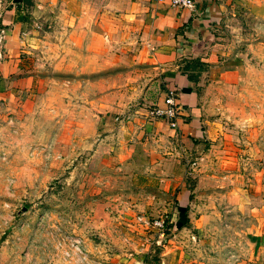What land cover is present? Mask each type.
<instances>
[{
	"label": "rangeland",
	"instance_id": "1",
	"mask_svg": "<svg viewBox=\"0 0 264 264\" xmlns=\"http://www.w3.org/2000/svg\"><path fill=\"white\" fill-rule=\"evenodd\" d=\"M32 1L15 55L33 86L0 85L11 93L0 98V264H264V0H210L215 42L242 78L207 91L209 138L185 159L176 213L133 185L131 166L91 160L92 115L150 118L144 93L163 73L93 35L125 0ZM138 214L165 217L164 232Z\"/></svg>",
	"mask_w": 264,
	"mask_h": 264
},
{
	"label": "crops",
	"instance_id": "2",
	"mask_svg": "<svg viewBox=\"0 0 264 264\" xmlns=\"http://www.w3.org/2000/svg\"><path fill=\"white\" fill-rule=\"evenodd\" d=\"M29 2L0 0V85L9 89L17 84L29 88L34 83L32 76L16 77L19 64L15 54L30 32L27 28L33 19V1ZM193 2L188 9L170 7L166 0H125L114 17L104 14L103 21L100 18L97 26L104 31L93 33L104 35L109 42H119L145 57L154 69L162 70L145 91L144 99L151 102L152 109L164 107L163 98L172 90L178 112L173 129L163 119L150 115L151 110L146 120L111 116L115 112L111 109L93 114L96 116L91 117L90 128L99 134L93 139L91 160L104 170L131 166L133 185L152 191L147 197L154 203L159 201V194L165 195L164 203L167 201L172 213L183 208L187 191L183 179L185 159L192 151L204 149L209 138L207 128L211 122L206 117L205 103L213 99L207 91L237 89L242 78L240 67L234 60L223 58L215 42L214 22L219 11L210 0ZM5 97H11V93L1 90L0 98ZM261 195L264 199V191ZM174 200L177 205L172 208ZM258 212L264 213V202ZM174 263L181 264L177 260Z\"/></svg>",
	"mask_w": 264,
	"mask_h": 264
},
{
	"label": "built area",
	"instance_id": "3",
	"mask_svg": "<svg viewBox=\"0 0 264 264\" xmlns=\"http://www.w3.org/2000/svg\"><path fill=\"white\" fill-rule=\"evenodd\" d=\"M158 2H162L163 0H156ZM169 6L177 7V8H192L193 0H166ZM164 107H154L150 111V115L157 117L159 119H163L167 122V125L173 129L175 127V114L178 112V107H176L174 92L172 90H168L163 98ZM134 222H136L140 226H144L145 228H153L157 230V232H164L165 230V217L161 218H149L142 214H138L134 218ZM77 243V242H76ZM78 249V248H77ZM78 251V250H77Z\"/></svg>",
	"mask_w": 264,
	"mask_h": 264
},
{
	"label": "trees",
	"instance_id": "4",
	"mask_svg": "<svg viewBox=\"0 0 264 264\" xmlns=\"http://www.w3.org/2000/svg\"><path fill=\"white\" fill-rule=\"evenodd\" d=\"M26 4H31L30 2H29V0H23ZM188 64V63H187ZM187 64L185 65V67H187Z\"/></svg>",
	"mask_w": 264,
	"mask_h": 264
},
{
	"label": "water",
	"instance_id": "5",
	"mask_svg": "<svg viewBox=\"0 0 264 264\" xmlns=\"http://www.w3.org/2000/svg\"><path fill=\"white\" fill-rule=\"evenodd\" d=\"M22 210H24V208H22Z\"/></svg>",
	"mask_w": 264,
	"mask_h": 264
}]
</instances>
